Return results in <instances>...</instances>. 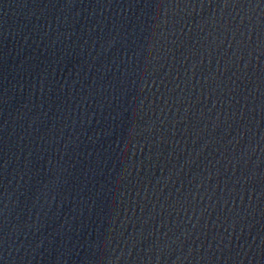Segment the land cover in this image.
<instances>
[{
	"label": "water",
	"instance_id": "1",
	"mask_svg": "<svg viewBox=\"0 0 264 264\" xmlns=\"http://www.w3.org/2000/svg\"><path fill=\"white\" fill-rule=\"evenodd\" d=\"M0 264H264V0H0Z\"/></svg>",
	"mask_w": 264,
	"mask_h": 264
},
{
	"label": "snow or ice",
	"instance_id": "2",
	"mask_svg": "<svg viewBox=\"0 0 264 264\" xmlns=\"http://www.w3.org/2000/svg\"><path fill=\"white\" fill-rule=\"evenodd\" d=\"M225 2L227 3V0H225Z\"/></svg>",
	"mask_w": 264,
	"mask_h": 264
}]
</instances>
